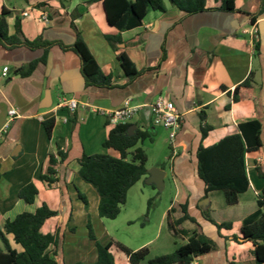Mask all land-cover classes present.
<instances>
[{
  "label": "crops",
  "instance_id": "0c3cea01",
  "mask_svg": "<svg viewBox=\"0 0 264 264\" xmlns=\"http://www.w3.org/2000/svg\"><path fill=\"white\" fill-rule=\"evenodd\" d=\"M89 1L0 0V16L4 11L9 13L10 35L15 34L17 22L29 40L42 36L49 42L72 45L80 35L102 71L118 86L87 88L79 56L59 46L51 48L47 63L39 64L31 76H15L16 69L40 59L43 50H8L0 45V226L46 204L57 212L47 220L43 232L56 236L58 263L96 262L97 248L88 235L80 240L68 237L76 233L78 225L87 227L88 215L91 221L93 213L99 217V196L79 177L78 159L83 154L117 156L103 147L114 127L100 111L120 109L128 99L131 105L141 107L130 124L150 132L155 141L159 128L166 129L154 123L150 105L162 97L173 102L182 115L174 144L170 145L172 154L164 169V180L170 172L178 185L175 201L189 202L190 214L195 213L205 233L217 244L215 251L197 257L193 264H255L253 244L234 240L241 237V221H235L232 230L219 232L203 218L202 211L209 210L218 223L248 216L257 210V197L264 188V177L260 176L264 173V12L254 24L249 23L247 15L260 11V0H235L240 12L208 11L192 16L165 0L164 12L150 11L141 26L124 32L109 25L102 1ZM41 3L45 4L43 8L38 6ZM221 5L222 0H207V8ZM43 11L49 16L48 24L39 21ZM25 12L28 16H23ZM106 36H120L116 49ZM255 36L260 43L258 56ZM121 53L138 71L144 70L130 83L118 61ZM5 67L9 69L6 76ZM251 74L255 83L242 90L243 99L235 102L236 87ZM47 93L52 106L43 109ZM61 97L76 99L78 109L72 113L56 108ZM11 109L18 113L13 120ZM51 117H55V127L49 138L43 122ZM250 120L262 125V146L246 154L250 188L240 195L237 206L230 207L220 192L205 196V185L198 177L197 152L200 146L208 148L239 134V125ZM203 129L207 130L205 138ZM56 145L67 152V159L57 167L59 182L50 188L41 181L40 174ZM164 163L157 168L163 169ZM30 183L38 190L32 205L19 198L20 190ZM78 190L87 197V210ZM7 239L13 248L21 250L13 235H7ZM119 254L117 264H129L125 254Z\"/></svg>",
  "mask_w": 264,
  "mask_h": 264
},
{
  "label": "trees",
  "instance_id": "16d2710c",
  "mask_svg": "<svg viewBox=\"0 0 264 264\" xmlns=\"http://www.w3.org/2000/svg\"><path fill=\"white\" fill-rule=\"evenodd\" d=\"M97 1L103 2L109 25L120 32L141 26L150 11H165V0H90L89 3ZM168 1L187 16L208 11L240 12L235 7V0H222L221 7L217 9L207 8V0ZM260 3L261 9L258 13L247 14L250 24H254L256 18L264 12V0H260ZM38 6L43 8L45 4L41 3ZM8 15L9 13L4 11L0 16V45L8 50L21 47L32 51L43 50L40 59L16 69L15 76L21 78L31 76L39 64L47 63L51 48L59 46L63 51H72L79 56L81 72L87 88L113 89L118 87L113 84L112 77L102 71L80 35L72 45H66L62 41L49 42L42 36L35 40H29L23 35L19 22L16 23L15 34L10 35L7 24ZM106 39L113 49H116V44L121 42L120 36H106ZM162 50V60H164L166 53L164 45ZM255 52L257 56L260 54V43L256 36ZM118 61L128 78V83L134 81L144 72V70L138 71L125 53L118 55ZM254 83V75L251 74L247 80L236 87L233 100L241 101L243 99L242 90L251 88ZM43 125L48 137L52 138L55 117L45 120ZM131 125L115 126L103 143L105 149L113 150L117 156L103 153L83 154L78 159L79 177L91 185L99 196L98 214L100 218L115 220L127 203L129 190L142 179H147L149 175L148 156L142 147L137 146L147 140L153 142V135L139 128L135 134L128 135V128ZM261 130L262 125L258 120H250L239 125V134L226 137L208 148L200 146L197 152L198 177L205 185L206 197L212 192H220L228 206L238 205L240 195L246 193L250 188L245 156L261 148ZM206 135L207 130L203 129L202 138H205ZM66 159L67 152L62 150L59 145H56L55 150L49 153L47 167L40 174L41 181L47 187L53 188L59 182L56 177L57 167ZM169 160L170 158L163 164V169L169 165ZM260 176L264 177V173L261 172ZM37 194L36 186L30 183L20 190L19 198L26 204L32 205ZM78 194L87 210V197L79 190ZM56 215L57 212L44 204L34 213L23 212L0 226V243L2 244L0 246V264H59L56 259V236L43 232V226L47 220ZM202 216L219 232L232 230L234 222L240 220L242 223L241 237H234V240L252 243L254 263L264 264V188L257 197V210L248 216L229 218L221 223L213 220L209 210H203ZM167 217L174 234L185 238L186 243L171 254L150 257V249L147 246L132 250L120 243L101 244L93 231L88 215V237L95 243L98 257L94 263L76 264H117L113 249L125 254L129 264L143 262L148 264H192L197 257L207 255L217 249L216 242L205 233L203 226L190 214L188 201L173 202ZM187 223L190 226L186 227ZM9 234L13 235L14 242L21 247L20 251L9 243L7 239ZM52 246H54L53 249H51Z\"/></svg>",
  "mask_w": 264,
  "mask_h": 264
},
{
  "label": "rangeland",
  "instance_id": "374dc122",
  "mask_svg": "<svg viewBox=\"0 0 264 264\" xmlns=\"http://www.w3.org/2000/svg\"><path fill=\"white\" fill-rule=\"evenodd\" d=\"M159 130V135L154 137L155 141L147 140L141 145L148 156V169L157 168L172 154L169 131L162 128ZM109 152L115 153L113 150ZM164 182L165 187L160 190L149 184L146 179L139 181L129 190L127 203L115 220L97 218L93 213L91 224L98 241L101 244L120 243L132 250L147 246L150 249V257L171 254L185 244V238L174 234L167 217L171 203L178 198V185L170 172ZM193 214L196 217L195 213ZM86 235L88 228L78 225L76 233L69 234L68 237L80 240ZM113 250L119 260L120 252Z\"/></svg>",
  "mask_w": 264,
  "mask_h": 264
},
{
  "label": "built area",
  "instance_id": "2783aa9c",
  "mask_svg": "<svg viewBox=\"0 0 264 264\" xmlns=\"http://www.w3.org/2000/svg\"><path fill=\"white\" fill-rule=\"evenodd\" d=\"M23 16H28V13H23ZM39 21L48 24L50 22L49 16L44 11L39 17ZM9 69L4 68V75L6 76ZM79 107V102L76 99H70L67 97H61L56 108L67 109L69 112L74 113ZM141 107L131 105V100L125 101L122 108L113 111H100L105 115L109 121V124L113 127L117 125L130 124L133 117L137 114ZM151 112L153 114L154 123L162 126L170 133L171 145L174 144L179 121L182 115L177 111L173 102L166 100L165 98L159 97L150 105ZM10 120L13 117H17L18 113L15 109L9 111ZM193 264V263H192Z\"/></svg>",
  "mask_w": 264,
  "mask_h": 264
},
{
  "label": "water",
  "instance_id": "95a60500",
  "mask_svg": "<svg viewBox=\"0 0 264 264\" xmlns=\"http://www.w3.org/2000/svg\"><path fill=\"white\" fill-rule=\"evenodd\" d=\"M52 106V102L49 98V93L46 94L44 104L41 106L43 109H48ZM138 130L136 125H131L128 128V135H133ZM165 170L160 168H152L149 170V175L147 176V182L154 185L156 188L162 190L165 187L164 182Z\"/></svg>",
  "mask_w": 264,
  "mask_h": 264
}]
</instances>
